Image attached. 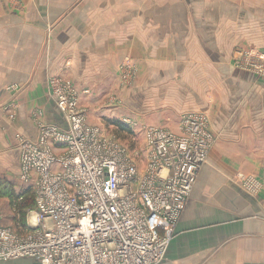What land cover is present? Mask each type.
Returning <instances> with one entry per match:
<instances>
[{
  "label": "crops",
  "instance_id": "1",
  "mask_svg": "<svg viewBox=\"0 0 264 264\" xmlns=\"http://www.w3.org/2000/svg\"><path fill=\"white\" fill-rule=\"evenodd\" d=\"M237 50L264 52V0H0V107L20 106L0 121V173L20 174L16 135L37 139L36 114L65 128L54 77L88 91L93 125L132 111L179 133L182 115L206 114L217 139L161 264H264V78Z\"/></svg>",
  "mask_w": 264,
  "mask_h": 264
},
{
  "label": "built area",
  "instance_id": "2",
  "mask_svg": "<svg viewBox=\"0 0 264 264\" xmlns=\"http://www.w3.org/2000/svg\"><path fill=\"white\" fill-rule=\"evenodd\" d=\"M242 56L240 64L264 78V52L251 51L245 63ZM121 69L133 84L130 61ZM49 88L66 126L36 114L37 139L16 135L19 180L32 188L33 207L14 225H4L0 212V261L161 264L217 139L209 116L182 115L179 133L141 126L140 157L88 121L81 105L88 91L58 77Z\"/></svg>",
  "mask_w": 264,
  "mask_h": 264
},
{
  "label": "rangeland",
  "instance_id": "3",
  "mask_svg": "<svg viewBox=\"0 0 264 264\" xmlns=\"http://www.w3.org/2000/svg\"><path fill=\"white\" fill-rule=\"evenodd\" d=\"M246 51L248 50H237L235 52V65L239 69L246 70L256 75V73L253 72L254 70H251L252 69L251 67L246 68L240 64V59H239L240 53L243 54L242 57L244 58L243 61L245 63V59L250 55V52L251 51L255 52L254 50H249L248 52ZM121 71H122V74L120 75L121 89L127 90L131 88L130 86L132 84L131 85L126 84V81L124 80V76H123L124 75L123 70ZM135 79H136V73H135ZM49 81H48V85H49ZM20 88L21 87H17L16 85H13L11 87V92L17 93L20 91ZM50 97H51V93H50ZM113 99L115 104H118L117 102H120L118 96H114ZM52 101L54 102L53 99ZM9 105L10 104H6L0 107V117L4 118V120L0 119V121L14 123L17 119L18 110L20 106L17 102L12 104L14 106V109L12 111L10 108H8ZM10 110L13 112V114L9 113ZM14 114H16V117H13ZM96 121H97L95 122L97 123L96 125H99V127H101L108 135L116 138L122 144L128 146L131 152L134 153L135 155L139 154L140 157H143V152H142L143 137L140 131L142 129L141 126L145 125V123L139 119V116L136 115L135 112L132 114V111H129L128 114L124 116H120L119 118L104 119L100 121L96 120ZM114 121H118L120 123H123L124 125H127L128 128L131 129V132L121 131L116 125H114ZM139 163L140 166H142L141 161ZM19 167H20V163H19ZM12 171H13L12 174H10L11 173L10 171H3L2 173H0V212L3 216L4 225H14L18 222V219L21 221H26L25 220L26 211H28L30 208L33 207L32 188L20 182L19 170L18 171L12 170ZM20 171H21V167H20ZM20 197H24L23 202H17Z\"/></svg>",
  "mask_w": 264,
  "mask_h": 264
},
{
  "label": "trees",
  "instance_id": "4",
  "mask_svg": "<svg viewBox=\"0 0 264 264\" xmlns=\"http://www.w3.org/2000/svg\"><path fill=\"white\" fill-rule=\"evenodd\" d=\"M114 125H116L123 132H127V131L131 132V129H129L128 126L124 125L123 123H120L118 121H114Z\"/></svg>",
  "mask_w": 264,
  "mask_h": 264
}]
</instances>
